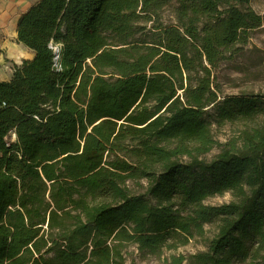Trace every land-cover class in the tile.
I'll list each match as a JSON object with an SVG mask.
<instances>
[{
  "label": "trees",
  "instance_id": "obj_1",
  "mask_svg": "<svg viewBox=\"0 0 264 264\" xmlns=\"http://www.w3.org/2000/svg\"><path fill=\"white\" fill-rule=\"evenodd\" d=\"M250 3L31 6L18 42L35 57L0 82V264H129L207 226V251L172 264H264V99L222 96L215 76L263 26ZM238 121L253 125L203 158Z\"/></svg>",
  "mask_w": 264,
  "mask_h": 264
},
{
  "label": "rangeland",
  "instance_id": "obj_2",
  "mask_svg": "<svg viewBox=\"0 0 264 264\" xmlns=\"http://www.w3.org/2000/svg\"><path fill=\"white\" fill-rule=\"evenodd\" d=\"M249 7L262 16L264 20V0H251ZM216 82L220 86L222 96H258L264 99V22L263 26L250 32L248 44L239 46L231 54L226 55V59L215 71ZM214 108L210 110L213 112ZM264 125V117H260L256 122ZM253 125L247 122H236L226 124L222 127H214V135L217 145L208 154L204 155L208 161L216 158L224 147L237 138L240 140V132ZM188 159H184L186 162ZM133 192L142 193L144 190L133 186ZM231 194L209 198L205 204L209 206H220L233 201ZM216 234L215 226H207L202 237H195L185 246H180L174 251L164 248L160 255L140 253L135 247L129 250V264H172V255L190 257L199 252L207 251L208 242ZM183 264H189L185 261ZM235 264H263L261 259L249 260L245 263Z\"/></svg>",
  "mask_w": 264,
  "mask_h": 264
},
{
  "label": "crops",
  "instance_id": "obj_3",
  "mask_svg": "<svg viewBox=\"0 0 264 264\" xmlns=\"http://www.w3.org/2000/svg\"><path fill=\"white\" fill-rule=\"evenodd\" d=\"M37 1L0 0V82L11 81L15 68L35 57L33 51L18 42V26Z\"/></svg>",
  "mask_w": 264,
  "mask_h": 264
},
{
  "label": "water",
  "instance_id": "obj_4",
  "mask_svg": "<svg viewBox=\"0 0 264 264\" xmlns=\"http://www.w3.org/2000/svg\"><path fill=\"white\" fill-rule=\"evenodd\" d=\"M59 52V49L58 48H56V53H58Z\"/></svg>",
  "mask_w": 264,
  "mask_h": 264
}]
</instances>
